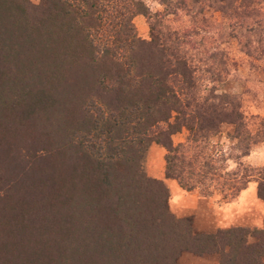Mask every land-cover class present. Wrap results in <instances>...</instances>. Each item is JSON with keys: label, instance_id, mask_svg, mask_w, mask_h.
<instances>
[{"label": "trees", "instance_id": "trees-1", "mask_svg": "<svg viewBox=\"0 0 264 264\" xmlns=\"http://www.w3.org/2000/svg\"><path fill=\"white\" fill-rule=\"evenodd\" d=\"M209 8L248 55L264 54L248 37L264 34V0L170 1L149 16V40L132 22L148 16L143 0H0V264H177L182 252L264 264V220L196 231L143 167L155 142L181 188L229 201L254 180L264 201V165L238 159L264 140V117L253 130L238 96L200 93L223 71L196 52ZM169 14L177 25L159 28ZM223 123L233 168L210 145Z\"/></svg>", "mask_w": 264, "mask_h": 264}, {"label": "rangeland", "instance_id": "rangeland-1", "mask_svg": "<svg viewBox=\"0 0 264 264\" xmlns=\"http://www.w3.org/2000/svg\"><path fill=\"white\" fill-rule=\"evenodd\" d=\"M143 1L148 6V16L137 14L133 17L132 22L137 35L142 39L149 40L150 17L166 13L169 2L174 0ZM30 2L38 4L41 0H30ZM172 17V14H169L167 18L158 23V27L165 28V30L175 27L177 22ZM197 17L199 18V16ZM200 18H203L207 31L202 28L200 29L201 35L197 36L200 41L196 48L197 55L202 58L209 57V64L212 63L211 61L216 64L221 63L218 69L223 70L218 80L211 82L205 78L201 79V83L205 84L201 86L200 93L204 94L213 84L216 93H229L238 96L248 125L254 130L258 127L259 118L264 117V54L258 52L260 55L258 53L248 55L239 39L229 34L231 20L221 11L209 8L200 14ZM182 21H187V17L183 16ZM240 37L245 39L243 35ZM248 37L252 40V46L256 45L255 40L257 39L263 38L264 42V34L259 36L257 33H253ZM232 131L231 124L223 123L218 133L213 135L210 140V145L215 148V151L225 157L222 162L228 168L235 167L238 159L253 166L264 165V140L255 144L247 155H241L237 159L236 155L240 153ZM186 134L187 131L184 128L173 134V142L184 141ZM165 152V149L155 142L149 145L143 159V167L148 175L151 176L150 168L157 166L159 162H162L164 168ZM172 182L174 188L165 182L170 192L167 201L168 207L175 216L188 218L196 231L211 232L216 228L232 226L251 229L263 226L264 201L256 195L257 183L254 180L249 181L247 187L237 197L229 201L222 198L219 192L205 196L200 194L197 189L185 190L181 188L175 179H172ZM251 189H253V193ZM252 239L250 237V240ZM177 264H220L219 254L198 255L182 252L177 258Z\"/></svg>", "mask_w": 264, "mask_h": 264}, {"label": "crops", "instance_id": "crops-1", "mask_svg": "<svg viewBox=\"0 0 264 264\" xmlns=\"http://www.w3.org/2000/svg\"><path fill=\"white\" fill-rule=\"evenodd\" d=\"M151 176L164 179L165 182H167L169 185H171L174 188V183L172 182L171 178H165L164 176V168L162 166V162H159L157 166L151 167L150 168V173ZM251 192L253 193V189H251Z\"/></svg>", "mask_w": 264, "mask_h": 264}]
</instances>
